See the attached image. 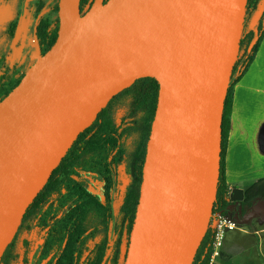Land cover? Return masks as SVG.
<instances>
[{
	"label": "water",
	"instance_id": "obj_1",
	"mask_svg": "<svg viewBox=\"0 0 264 264\" xmlns=\"http://www.w3.org/2000/svg\"><path fill=\"white\" fill-rule=\"evenodd\" d=\"M104 1L82 16L59 0L54 45L0 102V263L78 136L140 79L159 91L124 264H192L209 230L248 0Z\"/></svg>",
	"mask_w": 264,
	"mask_h": 264
},
{
	"label": "trees",
	"instance_id": "obj_2",
	"mask_svg": "<svg viewBox=\"0 0 264 264\" xmlns=\"http://www.w3.org/2000/svg\"><path fill=\"white\" fill-rule=\"evenodd\" d=\"M94 1L80 0L82 16L92 9ZM58 2L51 0L50 11L46 13H43L47 7L45 1L37 3L34 37L38 58L44 56L57 39ZM256 13L259 15L254 19ZM17 29L18 20L11 21L6 32L8 40L15 39ZM263 39L264 0H248L239 54L224 102L220 173L214 204L215 209L231 217L234 214L230 211L235 209L227 190L225 158L233 90L252 65ZM34 63L31 62L29 68ZM27 70L16 65L10 67L7 58L0 57V102L18 86ZM158 91L155 80H137L98 114L94 123L78 136L27 209L0 264H30L34 254L33 264H124L140 197ZM33 232L37 242L32 244L23 239L22 250H17L21 234ZM212 238L208 230L192 264H208Z\"/></svg>",
	"mask_w": 264,
	"mask_h": 264
},
{
	"label": "crops",
	"instance_id": "obj_3",
	"mask_svg": "<svg viewBox=\"0 0 264 264\" xmlns=\"http://www.w3.org/2000/svg\"><path fill=\"white\" fill-rule=\"evenodd\" d=\"M49 1L43 13L48 12ZM225 166L233 213L239 212L245 220L224 243L216 264H257L252 259L254 254L264 251V205H260L264 203V39L249 70L233 90ZM243 187L247 189L241 190ZM256 222L258 229L254 228ZM252 245L254 251L244 253Z\"/></svg>",
	"mask_w": 264,
	"mask_h": 264
},
{
	"label": "rangeland",
	"instance_id": "obj_4",
	"mask_svg": "<svg viewBox=\"0 0 264 264\" xmlns=\"http://www.w3.org/2000/svg\"><path fill=\"white\" fill-rule=\"evenodd\" d=\"M39 1L40 0H12L9 3H6L0 0V57L3 56L7 58V64L10 67L16 65L25 71L29 68L30 63L36 61L38 58L36 43L34 38V25H35L34 20H35V11L37 9V3ZM43 1H46V4L50 2L49 0H43ZM258 15L259 13H256L254 15V19H256ZM13 20H18V29L16 32L15 39L10 41L7 39L6 32L9 23ZM122 180H123V176H122ZM246 189H247L246 187H243L241 190H246ZM260 205L262 206L264 205V203H261ZM230 212L231 214H234L233 219L237 225V229H239L240 225L238 224L243 222L245 218L239 212L237 213L236 212L233 213V211ZM254 228L256 229L260 228L257 222L255 223ZM236 233L241 234L240 232H236ZM232 235H234L232 232L226 233L223 245L229 240V238ZM36 238L37 237L35 232H33L30 235L22 233L20 237V241L17 244V250H22L21 241L23 239H27L31 241L32 244H34L37 242ZM254 241L256 245V240ZM251 251H254V245L247 247L244 253ZM34 257L35 254L34 256L31 257L32 259L30 260V264H33ZM252 259L258 262L259 264L261 263L264 264V251L261 254L256 252ZM216 263H218V260L216 261Z\"/></svg>",
	"mask_w": 264,
	"mask_h": 264
},
{
	"label": "built area",
	"instance_id": "obj_5",
	"mask_svg": "<svg viewBox=\"0 0 264 264\" xmlns=\"http://www.w3.org/2000/svg\"><path fill=\"white\" fill-rule=\"evenodd\" d=\"M227 190L230 192L231 187L227 186ZM236 229H237V225L233 217L213 208L209 220V230L211 231L213 238L211 243V253L208 260V264H216V261L220 257V252L223 247V242L226 233L233 232Z\"/></svg>",
	"mask_w": 264,
	"mask_h": 264
},
{
	"label": "bare ground",
	"instance_id": "obj_6",
	"mask_svg": "<svg viewBox=\"0 0 264 264\" xmlns=\"http://www.w3.org/2000/svg\"><path fill=\"white\" fill-rule=\"evenodd\" d=\"M137 61H133L128 63L126 66H124L123 68H121L111 79H109L108 81H106L101 88L110 85L112 83L115 82H119L122 81L123 79H125L136 67Z\"/></svg>",
	"mask_w": 264,
	"mask_h": 264
}]
</instances>
